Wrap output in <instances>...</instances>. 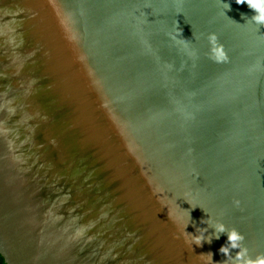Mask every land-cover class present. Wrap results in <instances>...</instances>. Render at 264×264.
Listing matches in <instances>:
<instances>
[{"label": "water", "instance_id": "95a60500", "mask_svg": "<svg viewBox=\"0 0 264 264\" xmlns=\"http://www.w3.org/2000/svg\"><path fill=\"white\" fill-rule=\"evenodd\" d=\"M253 15L236 0H0L6 264H222L217 222L264 252Z\"/></svg>", "mask_w": 264, "mask_h": 264}, {"label": "clouds", "instance_id": "9594fccd", "mask_svg": "<svg viewBox=\"0 0 264 264\" xmlns=\"http://www.w3.org/2000/svg\"><path fill=\"white\" fill-rule=\"evenodd\" d=\"M237 4L243 5L247 4L250 9L254 10L255 15L251 18H246L254 22L258 27L264 25V0H236ZM226 8L230 9V4H226ZM208 42L210 44L209 58L217 63H226L229 60V55L224 46L219 42V38L215 32L208 34ZM238 203V202H237ZM215 229V238L219 239L220 234L227 233L228 242L221 246L220 252L227 256V260L223 261L222 264H264V252L256 253L254 256L250 252L249 247L244 243L245 236L238 229L232 228L229 230L225 224L217 222L212 224ZM201 229L203 231H201ZM207 231L206 228H197L199 234H193V243L196 245H201L206 239L204 233ZM210 243L212 237L207 238ZM232 249H239L236 255L233 257L231 255ZM210 255L212 264L213 256L212 253H207Z\"/></svg>", "mask_w": 264, "mask_h": 264}, {"label": "trees", "instance_id": "16d2710c", "mask_svg": "<svg viewBox=\"0 0 264 264\" xmlns=\"http://www.w3.org/2000/svg\"><path fill=\"white\" fill-rule=\"evenodd\" d=\"M0 264H6L3 256L0 254Z\"/></svg>", "mask_w": 264, "mask_h": 264}]
</instances>
